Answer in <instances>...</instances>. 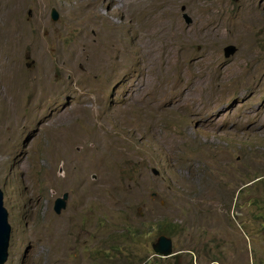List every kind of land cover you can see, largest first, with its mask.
I'll return each mask as SVG.
<instances>
[{"label":"rangeland","instance_id":"374dc122","mask_svg":"<svg viewBox=\"0 0 264 264\" xmlns=\"http://www.w3.org/2000/svg\"><path fill=\"white\" fill-rule=\"evenodd\" d=\"M41 1L0 0L3 264H264V0Z\"/></svg>","mask_w":264,"mask_h":264},{"label":"bare ground","instance_id":"6f19581e","mask_svg":"<svg viewBox=\"0 0 264 264\" xmlns=\"http://www.w3.org/2000/svg\"><path fill=\"white\" fill-rule=\"evenodd\" d=\"M79 4V3H78ZM78 4H76L75 6H78ZM4 5V4H3ZM40 5L41 7H43V3L42 1L40 0ZM11 6V5H10ZM13 8V7H12ZM16 8V7H15ZM2 9V7H1ZM16 12V11H15ZM11 14V13H10ZM88 14V12H87ZM7 15V14H6ZM205 15V14H204ZM4 17V16H3ZM86 17V16H85ZM206 17V15L204 16ZM109 19V18H108ZM4 21V20H3ZM6 22V21H5ZM88 22V20H87ZM4 23V22H3ZM11 23V22H10ZM108 24L111 26V29H98V40L96 43H93L92 42V39H90L88 36H86L85 34H82L81 36H79L75 42L69 47V49L71 50V54H68L66 52H62L61 53V56L59 58L60 62H61V65L64 66V65H76L77 62L79 63V61L81 62V60H84L83 59V56L86 54L88 55L89 57V53L91 55V58L93 59V61L95 60V63L96 62H99L98 60L101 61V59L104 57V54H109L111 50L110 46L112 45L114 49L117 50H121L122 48V45H123V40H122V32L118 31L114 25L113 22H111V20L109 21L108 20ZM4 25V24H2ZM7 24H5L6 26ZM9 25V24H8ZM14 25V24H13ZM16 25V24H15ZM2 27V26H1ZM12 29V28H11ZM145 30V33L147 31V29H143ZM154 30V29H153ZM150 31V30H149ZM150 34V33H149ZM153 34V33H152ZM149 44H152V43H149ZM148 44V46H149ZM40 46H43V44H41ZM147 46V45H146ZM147 46V47H148ZM146 47V48H147ZM110 48V51L108 50ZM148 49V48H147ZM114 51V50H113ZM186 50L182 51V54L184 57H187L186 56V53H185ZM107 52V53H105ZM122 53V52H121ZM148 53V52H147ZM187 53L190 54V52L187 51ZM178 55V54H177ZM107 56V55H106ZM109 56V55H108ZM121 58L123 57V55L121 54L120 55ZM130 57V56H129ZM82 58V59H81ZM90 58V59H91ZM105 58V57H104ZM120 58V59H121ZM125 58V56L123 57ZM154 58V57H153ZM42 59L44 60L45 57H42ZM178 59V58H177ZM109 60V59H108ZM119 60V59H118ZM89 61V60H88ZM93 61H90L91 64L94 63ZM121 61V60H120ZM123 61V59H122ZM121 61V62H122ZM126 61V60H125ZM47 62V61H46ZM83 62V61H82ZM85 62V61H84ZM87 62V61H86ZM89 63V62H87ZM104 63V62H103ZM123 63V62H122ZM44 64V63H43ZM46 64V63H45ZM90 64V63H89ZM120 64V63H119ZM124 64V63H123ZM127 64V63H126ZM172 64V63H171ZM178 64V63H177ZM48 65V64H47ZM94 65V64H93ZM92 66V65H91ZM75 68V67H74ZM93 68V67H92ZM105 68V67H104ZM86 69V68H85ZM47 72V71H46ZM13 74V73H11ZM81 74V73H80ZM78 74V75H80ZM85 74V73H84ZM14 76V74H13ZM82 76V75H81ZM84 78V77H83ZM19 80V79H18ZM84 80V79H83ZM49 84V83H48ZM50 86V85H49ZM145 86V85H144ZM146 91V90H145ZM49 92V91H48ZM14 94V93H13ZM39 97V96H38ZM10 104V103H9ZM9 109V108H8ZM81 109V107H80ZM12 110V109H11ZM78 110V109H77ZM17 112V111H16ZM12 113V112H11ZM15 113V112H14ZM15 115V114H14ZM34 115V114H33ZM12 116V114L10 115ZM14 117V116H13ZM12 117V118H13ZM11 120V119H10ZM13 120V119H12ZM15 120V119H14ZM16 120H18V118H16ZM16 123V122H14ZM10 124V123H9ZM19 124V123H18ZM43 128V127H42ZM11 131V130H10ZM13 132V129L12 131ZM71 133V132H70ZM0 134L2 136H6V130L5 128H0ZM69 134V133H68ZM53 135V134H52ZM51 135V137H52ZM60 135V134H59ZM73 135V134H71ZM55 136V135H54ZM61 136V135H60ZM67 136V135H66ZM65 136V139L67 138ZM56 137V136H55ZM59 137V136H57ZM62 137V136H61ZM69 137V136H68ZM2 138V137H1ZM53 138V137H52ZM74 138V137H73ZM4 139V138H3ZM62 139V138H61ZM72 139V138H71ZM75 139V138H74ZM77 141L78 138H77ZM179 141V140H178ZM60 142V141H59ZM65 142V141H64ZM66 144V143H65ZM61 145V144H60ZM64 145V144H63ZM61 147V146H60ZM63 147V146H62ZM109 147V146H108ZM66 149V148H65ZM62 150V149H61ZM67 151V149L65 150ZM64 152V151H63ZM66 153V152H65ZM50 156V155H49ZM99 158V157H98ZM92 162V161H91ZM90 162V163H91ZM87 164V163H86ZM97 164V162H96ZM89 165V164H88ZM85 167V166H84ZM83 167V168H84ZM91 167H92V164H91ZM81 170V169H80ZM81 174V173H80ZM70 184V183H69ZM74 184V183H73ZM72 184V185H73ZM46 237V236H44ZM48 241V240H47ZM48 244V243H47Z\"/></svg>","mask_w":264,"mask_h":264},{"label":"water","instance_id":"95a60500","mask_svg":"<svg viewBox=\"0 0 264 264\" xmlns=\"http://www.w3.org/2000/svg\"><path fill=\"white\" fill-rule=\"evenodd\" d=\"M237 1V0H232ZM57 14L54 10L51 12V18L56 19ZM181 18L183 19L185 24L191 22L190 17L182 12ZM236 48L232 44H227L222 48L223 57H228L234 54ZM152 174L156 175L158 172L155 169L151 170ZM67 199V194L64 192L60 197H56L53 201L52 210L55 214H59L62 209L65 207V201ZM6 211L2 206V191L0 189V264H3L7 257V244L9 237V225L6 220ZM151 250L154 255L159 257H166L173 254L172 252V241L171 238L164 235L159 234L156 236L154 241L150 245Z\"/></svg>","mask_w":264,"mask_h":264}]
</instances>
